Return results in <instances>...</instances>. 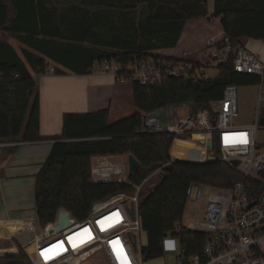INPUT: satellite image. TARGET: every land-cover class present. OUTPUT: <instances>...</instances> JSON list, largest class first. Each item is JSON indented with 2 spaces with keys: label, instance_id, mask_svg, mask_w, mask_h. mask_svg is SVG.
Masks as SVG:
<instances>
[{
  "label": "trees",
  "instance_id": "1",
  "mask_svg": "<svg viewBox=\"0 0 264 264\" xmlns=\"http://www.w3.org/2000/svg\"><path fill=\"white\" fill-rule=\"evenodd\" d=\"M213 2L209 13L207 0H0V33L20 45L18 50L0 40V143L43 140L35 76L47 75L50 68L56 75H88L105 62L126 66L160 59L155 53L175 49L187 23L200 18L220 19L224 35L233 44L264 42V0ZM217 71L212 79L167 78L149 86L131 83L137 112L115 123L110 122L109 110L64 114L62 135L55 139L36 176L40 230L55 220L59 209L84 220L98 202L130 192L127 184H93L91 160L132 155L141 164L130 177L134 184L171 163L165 179L141 201L142 231L147 239L142 248L144 262L164 257L168 235L180 240L188 256L201 254L204 235L180 228L188 187L195 183L230 188L243 180V174L223 161L174 160L176 137L143 130L147 120L163 110L188 104L193 112L207 111L212 102L221 100L227 86L259 84L257 77L236 73L232 64H222ZM213 141L216 145L215 136ZM260 175L262 190L264 173ZM252 196L256 200L258 190ZM98 255L104 258L97 254L88 261ZM19 261L30 262L24 247L14 238H0V264Z\"/></svg>",
  "mask_w": 264,
  "mask_h": 264
},
{
  "label": "built area",
  "instance_id": "2",
  "mask_svg": "<svg viewBox=\"0 0 264 264\" xmlns=\"http://www.w3.org/2000/svg\"><path fill=\"white\" fill-rule=\"evenodd\" d=\"M222 64H232L236 73L259 79L255 121L244 126L235 124L240 118L238 87L229 85L221 100L212 102L209 110L193 112L190 107H185L181 111L192 114L182 119L175 118L158 132L176 137L174 146L177 142L186 147L189 142L185 141L191 137L198 141V145L189 143L193 149L203 153H189L198 161L182 159L180 155L174 160L195 163L223 161L230 164L237 160L239 165L234 168L241 171L244 177L230 188L195 183L188 187V201H202L205 187L211 192L205 216H197L186 226L180 225L181 229L204 235L202 253L188 256L181 248L180 264H264V188L259 190L258 185L262 182L260 174L264 173V139L260 140L259 136V132H264L261 122L264 118V63L245 46L233 44L223 34L209 39L206 46L196 53L162 56L157 60L126 66L105 62L92 71L113 75L121 84L137 82L149 86L167 78L209 79L207 71L218 69ZM54 73L55 69L50 68L48 74ZM149 121L143 132L155 133L153 128L160 125L154 120L153 124H149ZM214 136L219 158L212 154L215 150L208 146ZM129 156L94 157L91 160L93 184H127L132 190L98 202L84 220L59 209L55 220L24 248L32 264H84L97 254H102L107 264H145L140 242L143 233L141 201L161 181L171 163L159 166L142 183L134 184L130 180ZM257 190L258 198L255 200L252 194ZM49 227L52 230L46 237ZM31 247L35 248L34 256L29 252Z\"/></svg>",
  "mask_w": 264,
  "mask_h": 264
},
{
  "label": "crops",
  "instance_id": "3",
  "mask_svg": "<svg viewBox=\"0 0 264 264\" xmlns=\"http://www.w3.org/2000/svg\"><path fill=\"white\" fill-rule=\"evenodd\" d=\"M210 2L212 7L208 8V11L212 13L214 2L213 0H207V7ZM223 34L220 19H194L187 23L181 40L175 49L163 50L155 54L165 57H177L182 56L184 52L196 53L206 46L209 39L216 36L221 37ZM258 42L245 40L243 46L252 49L257 47ZM14 46L16 47L15 44ZM92 73L94 72L88 75L67 73L59 77H52L55 74L35 76V79H41L40 87L38 83L37 87L40 96V134L43 140L34 143H16V146H6L10 144L9 142L0 143L1 194H4V181L9 180L18 169L24 173L28 171L27 169H29V164L32 161L39 165L37 170L32 172L36 180L37 174L48 159L52 146L56 141L55 139L62 135L64 114L109 110L110 122L115 123L137 112L134 106V93L131 84L118 83L113 75L100 73L94 75ZM127 109L128 112H126ZM171 116H167L168 122L175 119L173 116L171 118ZM174 150L175 146L172 149V157L178 159L179 157ZM22 156L25 159L19 163L21 168H17L16 159ZM0 196L2 198V195ZM2 207L4 208L2 211L6 210L9 221H12L13 217L10 215L13 212V207L11 208L8 204H4V200H0V208ZM10 210L12 212H9ZM1 221L2 217H0ZM0 238H14L17 240L18 237L0 236ZM23 247L25 248V246Z\"/></svg>",
  "mask_w": 264,
  "mask_h": 264
},
{
  "label": "rangeland",
  "instance_id": "4",
  "mask_svg": "<svg viewBox=\"0 0 264 264\" xmlns=\"http://www.w3.org/2000/svg\"><path fill=\"white\" fill-rule=\"evenodd\" d=\"M212 7V3L210 2L208 8ZM0 40H7L11 43L16 45V48L19 50L20 45L10 37H7L0 33ZM252 49L247 48L250 52L254 53L255 55L259 56L260 60L264 63V42L259 41ZM53 67L52 64L49 65ZM96 75V72L92 73ZM207 75L209 78H215L218 75L217 69H212L207 71ZM61 75H52V77H59ZM72 76V75H70ZM36 82L40 87L41 79L36 78ZM258 85L249 84V85H242L238 87V104H239V114L240 118L235 121L237 126H244L247 124H251L255 121V113L257 109V102H258ZM185 107H189L188 104L178 105L170 110H163L162 113L155 114L154 117L151 119L149 118V124H153L154 121H157L160 127H154V132L158 133L160 130L163 129V126L168 123L167 116L172 115L174 118L182 119L185 116L192 114V112L188 111L187 113L181 111ZM129 109V108H128ZM128 109L126 112H128ZM83 112V111H78ZM171 112V114H169ZM167 113V114H166ZM82 114V113H79ZM171 116V118H172ZM154 120V121H152ZM260 140L264 139V132H259ZM184 141V140H183ZM185 142L195 143L198 145V141L195 138H187ZM184 144L183 143L177 144L175 146V150L177 155L182 156L180 158L187 159V160H195L198 161V158L189 156L191 152L192 155L203 154L201 152L196 151L192 148V144ZM23 148V147H22ZM194 150V151H193ZM42 153V152H40ZM215 151L212 152V154ZM17 157V156H16ZM15 157V158H16ZM25 158L22 156L16 159V166L17 168H21L19 163L24 160ZM200 161V160H199ZM39 167L36 162L32 161L29 164V169L25 173L21 170H16L14 175L9 180L4 181V194L2 198L0 196V200H4V204H8L11 208L13 207V212L10 216L13 217L12 221H9L7 217V212L2 211L4 208H0V217H2V221L0 222V236L1 237H18L17 240L23 246H28L33 240L40 235L41 230L36 222V205H35V178L33 177L34 173L33 170H37ZM2 188V187H1ZM211 189L210 188H203L204 197L202 201L195 202V201H188L186 205L185 215L182 221V225L186 226L193 222L196 217H204L207 211L208 205V197L210 195ZM6 193V194H5ZM4 195V197H3ZM140 242L142 246H146L147 239L145 233L141 234ZM181 242L179 239L173 237L172 235H168L165 239V254L164 257L153 260L150 262H146L145 264H180L179 257L181 255ZM29 252L34 256L35 248H29ZM138 253L140 254V246L138 247ZM103 258L101 255H98L91 259L90 261L85 262L84 264H103L100 260ZM104 261V258H103ZM26 264H32L31 261ZM105 264V261H104Z\"/></svg>",
  "mask_w": 264,
  "mask_h": 264
},
{
  "label": "water",
  "instance_id": "5",
  "mask_svg": "<svg viewBox=\"0 0 264 264\" xmlns=\"http://www.w3.org/2000/svg\"><path fill=\"white\" fill-rule=\"evenodd\" d=\"M261 122H262V124H264V118L262 119ZM215 124H216V123L213 122V125H214V126H215ZM208 146H209L210 149L215 150V157L219 158V157H220L219 151L216 149V147H215V145H214V142H213L212 140H210V141L208 142ZM231 165H232L233 167H238L239 162H238L237 160H233V161L231 162ZM140 168H141V164H140V162H139L134 156L130 155V156H129V170H130V175H132L133 172H134L135 170H138V169H140ZM165 177H166V175H165V173H163V175H162V177H161V180H164ZM132 214H133V212H132ZM51 230H52L51 227H49V228L47 229L46 234H45L46 237L49 236V233H50ZM14 264H24V263L21 262V261H19V262H15Z\"/></svg>",
  "mask_w": 264,
  "mask_h": 264
}]
</instances>
